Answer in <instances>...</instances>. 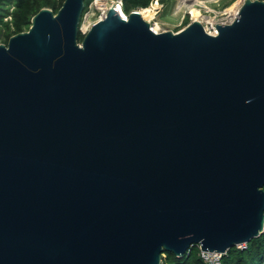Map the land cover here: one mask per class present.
I'll return each instance as SVG.
<instances>
[{"label":"water","instance_id":"water-1","mask_svg":"<svg viewBox=\"0 0 264 264\" xmlns=\"http://www.w3.org/2000/svg\"><path fill=\"white\" fill-rule=\"evenodd\" d=\"M118 7L82 42L85 0H65L0 44V264H161L264 234V1L216 36Z\"/></svg>","mask_w":264,"mask_h":264},{"label":"trees","instance_id":"trees-1","mask_svg":"<svg viewBox=\"0 0 264 264\" xmlns=\"http://www.w3.org/2000/svg\"><path fill=\"white\" fill-rule=\"evenodd\" d=\"M65 0H0V44L7 45L10 38L26 32L31 27L33 17L42 9H50L55 14L61 9ZM122 12L129 15L138 9H147L152 0H120ZM91 0H85V9L88 10ZM82 21V19H81ZM189 23V18H186ZM84 36L79 34V42ZM223 264H264V234L253 239L246 247L239 249L234 247L222 257ZM161 264H204L199 256L198 247L194 246L182 258L172 253L162 256Z\"/></svg>","mask_w":264,"mask_h":264},{"label":"rangeland","instance_id":"rangeland-1","mask_svg":"<svg viewBox=\"0 0 264 264\" xmlns=\"http://www.w3.org/2000/svg\"><path fill=\"white\" fill-rule=\"evenodd\" d=\"M100 1V2H99ZM117 2L118 0H111ZM157 0H152L151 5H155ZM158 14L156 12V20L151 21V25L155 28V24L157 23L158 29L157 32L161 30L171 31L174 33L180 32L185 29L190 23L195 20L194 13H199L203 17L208 18L210 20H219L226 17H229L234 12L240 10L243 5V0H158ZM97 2L99 5L97 6ZM150 5V7H151ZM152 5V6H153ZM93 8L88 9L83 16V20L80 24L81 34L84 36L85 34L83 28L85 26H91L100 18L102 9L101 7H105L106 4L103 0H91L89 7ZM183 7L187 11L181 12L177 11V8ZM122 12L121 8L119 7ZM157 9V10H158ZM137 11V10H136ZM122 14L125 15L123 12ZM186 18H189V23H186ZM149 23V22H148ZM88 24V25H87ZM87 33V32H86Z\"/></svg>","mask_w":264,"mask_h":264},{"label":"built area","instance_id":"built-area-1","mask_svg":"<svg viewBox=\"0 0 264 264\" xmlns=\"http://www.w3.org/2000/svg\"><path fill=\"white\" fill-rule=\"evenodd\" d=\"M244 1H245V0H243V3H244ZM251 1H257V0H251ZM260 1H264V0H260ZM158 2H159V1L157 0V1L155 2V4H157ZM116 3L119 5V7H122V3H121L120 0H118ZM152 5H153V4H152ZM152 5H151V6H152ZM90 8L92 9L93 7L90 6L88 9H90ZM158 11H159V9L156 10L157 14H158ZM238 12H239V11H237L236 13H233V14H231L229 17H226V18H223V19H219V20H213V19H212L211 22H203V23H202V26L204 27L205 31H206L208 34L216 36V35L218 34V31H217L216 25H218V26H219V25H221V26H226V25L231 24V23L235 20V18L237 17ZM82 20H83V18H82ZM99 20H101V16H100V18H99L96 22H98ZM96 22H95V23H96ZM95 23H94V24H95ZM94 24H93V25H94ZM154 24L156 25V23H154ZM93 25H92V26H93ZM155 25H154V26H155ZM92 26H91V27H92ZM150 26H151V28H152V30H153V27H152V25H151V22H150ZM162 32H166V31L160 29V31H159L158 33H162ZM83 34H86V33H83ZM245 247H246V245H240V246H237V248H239V249H243V248H245ZM198 249H199V256H200V258L202 259V261H203L204 264H223V263H222V257H223L224 255H222V254H218V253H216V252H204V251L201 250L200 247H198Z\"/></svg>","mask_w":264,"mask_h":264},{"label":"bare ground","instance_id":"bare-ground-1","mask_svg":"<svg viewBox=\"0 0 264 264\" xmlns=\"http://www.w3.org/2000/svg\"><path fill=\"white\" fill-rule=\"evenodd\" d=\"M99 2H100V1H99ZM99 2H97V6L99 5ZM103 2L106 4V6H105V7H101V9H102L101 19H104V18H105V16L107 15L108 10H109V9L112 7V5H113V1H111V0H103ZM158 6H159V3H157V4H155V5L151 6V7H149V8H147V9H138L137 11L140 13L141 17H142L145 21H147V22L150 23L151 21H155V20H156V10L158 9ZM117 11H118V13H119L120 15H123L122 12L120 11L119 7H118V10H117ZM177 11H181V12L184 13V12H186L187 10H186L185 8H183V7H179V6H178ZM234 13H236V12H234ZM193 15H194V17H195V20H194V21L200 22L201 24H202L203 22H211V21H212V20H210V19H208V18L203 17L201 14L196 13V12H195ZM123 16H124V15H123ZM124 17H125V16H124ZM87 25H88V24H87ZM89 26H90V25H89ZM89 26H85V27L83 28L84 33H86V32L89 31V29H90ZM155 28H156V29L159 28L158 25H157V23H156V25H155ZM155 28H153V31L156 32V33H158L157 30H156Z\"/></svg>","mask_w":264,"mask_h":264}]
</instances>
